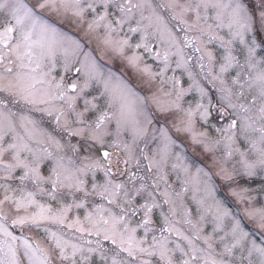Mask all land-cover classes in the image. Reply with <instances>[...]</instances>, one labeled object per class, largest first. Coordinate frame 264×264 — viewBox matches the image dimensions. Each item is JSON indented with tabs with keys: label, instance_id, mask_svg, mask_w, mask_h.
Masks as SVG:
<instances>
[{
	"label": "snow or ice",
	"instance_id": "snow-or-ice-1",
	"mask_svg": "<svg viewBox=\"0 0 264 264\" xmlns=\"http://www.w3.org/2000/svg\"><path fill=\"white\" fill-rule=\"evenodd\" d=\"M0 264H264V0H0Z\"/></svg>",
	"mask_w": 264,
	"mask_h": 264
}]
</instances>
